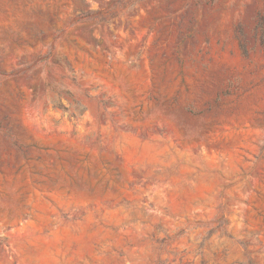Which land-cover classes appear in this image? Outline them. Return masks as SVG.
Masks as SVG:
<instances>
[{
    "label": "rangeland",
    "instance_id": "1",
    "mask_svg": "<svg viewBox=\"0 0 264 264\" xmlns=\"http://www.w3.org/2000/svg\"><path fill=\"white\" fill-rule=\"evenodd\" d=\"M112 1L0 0V264H264V0Z\"/></svg>",
    "mask_w": 264,
    "mask_h": 264
},
{
    "label": "trees",
    "instance_id": "2",
    "mask_svg": "<svg viewBox=\"0 0 264 264\" xmlns=\"http://www.w3.org/2000/svg\"><path fill=\"white\" fill-rule=\"evenodd\" d=\"M142 0H114L109 4L105 9L98 11H83L80 10L75 18V23L85 24L92 23L94 25H99L100 23L108 24L110 21L116 18L117 10L128 5L131 7V10L138 5ZM260 45L264 52V37L260 41ZM240 47L244 52V45L240 43Z\"/></svg>",
    "mask_w": 264,
    "mask_h": 264
}]
</instances>
